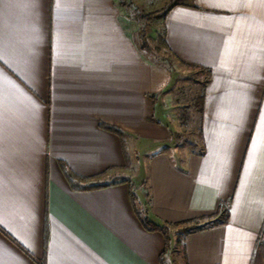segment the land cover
<instances>
[{
    "label": "crops",
    "instance_id": "0c3cea01",
    "mask_svg": "<svg viewBox=\"0 0 264 264\" xmlns=\"http://www.w3.org/2000/svg\"><path fill=\"white\" fill-rule=\"evenodd\" d=\"M170 1L155 32L207 76L198 150L119 0H0V264H161L140 215L173 232L223 205L185 264H264V0Z\"/></svg>",
    "mask_w": 264,
    "mask_h": 264
},
{
    "label": "rangeland",
    "instance_id": "374dc122",
    "mask_svg": "<svg viewBox=\"0 0 264 264\" xmlns=\"http://www.w3.org/2000/svg\"><path fill=\"white\" fill-rule=\"evenodd\" d=\"M166 0H119L120 5L130 16H137L138 14L158 12L156 17L148 23H143V27L148 33V42L152 47V54L155 59L161 61L166 58L169 65L175 70V80L170 92L169 106L171 115L176 119L177 132L174 134V139L185 140L187 147L192 150L200 149V98L203 94L204 85L206 81V74L199 68L190 67L181 63L176 57L169 53L164 47H158V33L156 29L161 27L160 14L172 3ZM160 34H163L161 31ZM153 35L155 37H153ZM134 151L132 150V153ZM128 154V153H127ZM133 157V155H132ZM135 157V156H134ZM135 159V158H134ZM137 181V180H136ZM137 193L140 195L139 189ZM212 219L200 220V224L211 222ZM184 225L174 229L172 234L174 241L172 245H176V251H172L167 259V264H185L183 261L182 245L178 243L179 240L183 242V234L181 228ZM181 256V257H180Z\"/></svg>",
    "mask_w": 264,
    "mask_h": 264
},
{
    "label": "trees",
    "instance_id": "16d2710c",
    "mask_svg": "<svg viewBox=\"0 0 264 264\" xmlns=\"http://www.w3.org/2000/svg\"><path fill=\"white\" fill-rule=\"evenodd\" d=\"M158 14V12H151V13H142V14H138L137 15V19L139 20V22L143 23H148L149 21H151L152 19H154L156 17V15ZM141 41H142V47L145 51H147L148 53H151L152 51V47L150 45V43L148 42V33L146 32L145 28H141ZM158 47H164V48H168V44L165 38V34H159L158 37ZM162 60H166L165 58ZM183 63V61H182ZM210 75V71L207 72ZM200 102H201V112L203 111V102H204V96L202 95L200 98ZM104 127H106L107 129H110L116 133H118L119 135H123V131L115 126H110L107 124H104ZM63 165V169L65 170L67 177L69 178V180L74 183V181L76 179H78V176L72 172L65 163H62ZM73 186L77 189L82 188V189H93V188H97L99 187L98 185H94V184H86L83 186H77L75 184H73ZM133 200L136 198V193L133 191L131 193ZM141 216V220L144 224V226L149 229V230H154V231H160L163 233V235L165 236V248L161 254V264H167V259L169 258V255L171 253L172 250V230L170 228V225L168 224H162L156 220H154L149 214L148 212H146L143 216ZM228 217H229V210L227 205L224 206L223 205V211L221 213V215L218 214H214L212 216H209L210 219H212L211 222L205 223V224H200V218H191V219H187V220H183L180 222H177L174 225L177 226H182L184 225L183 228H181L182 234L186 235L189 232L198 230V229H202L205 228L207 226H211V225H216V224H222V223H226L228 221ZM208 218V219H209ZM14 241H16L14 239ZM17 242V241H16ZM179 244L182 245V249H183V255L185 257V259L187 260V254H186V250H185V246L184 243L179 240L178 241ZM259 248L262 251V254L264 256V231L260 236V240H259ZM40 264H45L42 261H39Z\"/></svg>",
    "mask_w": 264,
    "mask_h": 264
}]
</instances>
